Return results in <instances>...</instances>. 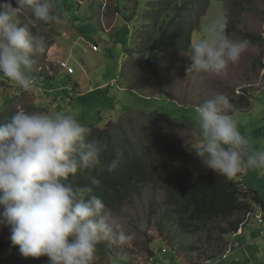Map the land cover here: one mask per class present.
Segmentation results:
<instances>
[{"label": "rangeland", "instance_id": "1", "mask_svg": "<svg viewBox=\"0 0 264 264\" xmlns=\"http://www.w3.org/2000/svg\"><path fill=\"white\" fill-rule=\"evenodd\" d=\"M54 11L65 23L28 25L47 41L35 57L34 87L25 91L0 73V123L18 110L70 114L90 131L111 119L106 132L115 147L144 142L154 152L159 143L169 157L198 147L196 108L222 93L241 134L264 150V0H55ZM221 16L229 38L249 40L248 50L225 75L187 73L191 49L181 39L199 40ZM20 18L28 23L31 14ZM170 123L171 133L161 137ZM240 180L264 199V171L249 170ZM166 196L162 183L140 180L131 196L109 207L134 239L125 245L101 239L93 264H264L263 224L249 218L241 234L228 231L230 220L183 228ZM32 264H49L48 257Z\"/></svg>", "mask_w": 264, "mask_h": 264}, {"label": "clouds", "instance_id": "2", "mask_svg": "<svg viewBox=\"0 0 264 264\" xmlns=\"http://www.w3.org/2000/svg\"><path fill=\"white\" fill-rule=\"evenodd\" d=\"M0 2V73L25 91L35 85V57L47 41L33 34L29 24H63L54 11L55 0ZM30 13L28 23L21 15ZM227 17L213 19L204 35L190 44L191 64L186 72L222 76L248 50L247 39L226 34ZM229 98L216 93L196 108L200 142L194 150L203 165L227 179L249 170L264 171V150H255L230 113ZM90 129L70 114L16 111L0 123V226L9 228L12 246L25 257H48L49 264H93L96 245L103 239L125 245L134 233L102 199L89 195L92 187L74 184L69 177L100 166L111 174L119 159L101 164L104 145L89 139ZM90 184L101 182L89 176ZM141 229L143 225L139 226Z\"/></svg>", "mask_w": 264, "mask_h": 264}, {"label": "trees", "instance_id": "3", "mask_svg": "<svg viewBox=\"0 0 264 264\" xmlns=\"http://www.w3.org/2000/svg\"><path fill=\"white\" fill-rule=\"evenodd\" d=\"M187 6L182 7L188 8ZM177 10L179 9H176L175 13L178 12ZM229 29L230 26H227L226 32ZM183 39L186 48L189 49L190 35L184 36L181 40ZM242 104L247 106L245 100ZM180 121L185 120L180 119ZM170 124L166 127V131L162 132L161 137L171 133L174 124ZM112 125L109 119L104 128L90 126L92 130L89 136L96 133L97 136L94 137L104 145V150L100 154L101 164L119 159L116 170L109 174L100 166H96L90 170L78 172L75 177H69L76 185L92 187L89 195L100 197L107 207H112L115 202H121L131 196L133 186L141 180L150 181L156 186L162 183L167 195L166 199H169L177 221L183 228L192 223L197 226L209 221L230 220L228 231L236 232L240 224L245 223L246 213L256 210L257 206L264 208V199L255 190L241 184L242 174L227 179L206 168L201 158L196 155L194 150L196 147L180 148L169 157L163 155V149L159 143L154 144V147H157L154 148V152L146 151L144 142L138 145L125 142V147H115L106 132ZM89 176L96 177L101 183L98 186H92ZM0 211H3V206H0ZM9 236V228L0 226V264H32L36 258L23 257L19 253V247L12 246Z\"/></svg>", "mask_w": 264, "mask_h": 264}, {"label": "built area", "instance_id": "4", "mask_svg": "<svg viewBox=\"0 0 264 264\" xmlns=\"http://www.w3.org/2000/svg\"><path fill=\"white\" fill-rule=\"evenodd\" d=\"M61 67L62 68H64V70H65V72L67 73V74H73V68L72 67H70V66H68L67 65V63L65 62V61H62L61 62ZM249 218H253L255 221H256V223H258V224H263V226H264V208H262V207H260V206H258V209H256V210H253V211H249L248 213H247V216H246V218H245V223L247 222H249ZM241 230L239 229L236 233H238V232H240ZM261 235H263L264 234V228H262L261 230H260V232H259ZM224 257H226V255H224L223 257H221V258H224ZM216 260V259H215ZM219 260V259H218ZM213 261L214 260H209L208 262H207V264H213Z\"/></svg>", "mask_w": 264, "mask_h": 264}, {"label": "crops", "instance_id": "5", "mask_svg": "<svg viewBox=\"0 0 264 264\" xmlns=\"http://www.w3.org/2000/svg\"><path fill=\"white\" fill-rule=\"evenodd\" d=\"M74 74V73H73ZM244 186V185H243ZM245 187V186H244ZM243 231H242V229H241V231L238 233V234H241Z\"/></svg>", "mask_w": 264, "mask_h": 264}]
</instances>
